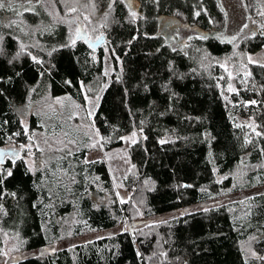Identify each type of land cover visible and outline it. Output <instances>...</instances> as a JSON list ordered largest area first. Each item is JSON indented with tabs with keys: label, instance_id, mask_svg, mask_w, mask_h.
<instances>
[{
	"label": "trees",
	"instance_id": "16d2710c",
	"mask_svg": "<svg viewBox=\"0 0 264 264\" xmlns=\"http://www.w3.org/2000/svg\"><path fill=\"white\" fill-rule=\"evenodd\" d=\"M244 1L255 34L236 44L194 39L188 52L163 43L158 16L220 30L226 17L217 0H138L135 17L124 0H46L50 24L60 27L48 39L60 40L62 20L75 16L106 43L94 50L81 39L42 47L11 34L0 39V258L9 243L12 255L37 249L6 264H264V191L43 250L264 185V65L250 62L232 78L224 67L264 47V0ZM100 92L93 116H84L87 99ZM64 98L76 102L74 115H66ZM46 105L48 115L40 110ZM237 114L252 117L255 128L236 124ZM43 130L64 141L38 144L32 154ZM130 133L122 181L130 195L121 202L106 160L87 161L86 153L116 147ZM11 149L19 152L11 157Z\"/></svg>",
	"mask_w": 264,
	"mask_h": 264
},
{
	"label": "rangeland",
	"instance_id": "374dc122",
	"mask_svg": "<svg viewBox=\"0 0 264 264\" xmlns=\"http://www.w3.org/2000/svg\"><path fill=\"white\" fill-rule=\"evenodd\" d=\"M128 5L129 9L136 13L140 12V3L138 0H124ZM200 1V0H199ZM219 7L223 11L226 21L225 25L220 30H207L198 25L184 24L174 17L159 15L158 16V30L157 35L162 38L163 43L179 49L183 52H188L190 48V41L194 39H206L209 37L216 38L223 42H229L232 44L238 43L242 37L253 35L258 31L255 23L247 8L244 0H217ZM0 3L4 7L0 8V39L6 35L11 34L16 39L24 44L36 45V46H46L50 43L54 44H64L70 41L76 40L78 35V29L81 27L84 29L91 38L95 39L98 36H93L86 28L82 25L83 20L79 17H72L67 23L66 19H63L62 24L67 25L61 28L60 35L61 39L54 41L53 39H48L49 34L52 32H57L60 27H54L51 23V18L48 16L47 10L49 3L46 4V0H0ZM202 5H204L202 3ZM48 6V7H47ZM59 32L56 33V35ZM82 40V39H81ZM258 63L264 65V47L248 55L246 61L230 62L225 60L224 67L226 68L229 78L234 77L239 72H246L249 67V63ZM107 73L110 74L111 62L107 60ZM98 93L95 96L87 99V103L84 108L83 115L92 117L99 103ZM41 101L39 102V104ZM61 104L63 105L66 115L71 116L76 112V102L74 100L64 98L61 99ZM33 104L29 101V104L23 108L22 115L25 124L28 125V118L32 112ZM39 109H36V112ZM43 114L48 115L52 108L50 106H43L40 108ZM236 124H248L255 128V121L252 117H246L242 114L235 115ZM45 124V123H44ZM35 142L29 146L30 152L35 153L38 148V144L41 146L57 145L64 141L63 134H48L44 130L41 131V136L35 133ZM135 139V134L130 133L123 137L122 144L112 147L109 149L99 148L91 149L86 153V160L92 161L96 159L106 160L113 179L116 183L118 196L121 202H125L129 199L130 192L122 187V181L125 178L131 166V157L129 153V148ZM19 152L17 149H11L10 156L14 157L15 152ZM32 165V163H30ZM264 191V185L250 188L241 192H232L224 195H219L214 199H209L206 201L199 202L197 204L191 205L189 207H180L171 210H165L157 212L150 216H142L134 221L127 222V224L119 225L116 227H111L107 229H102L99 231L92 232L80 238L70 239L66 241H61L53 246L46 247L43 250H55L63 247L71 246L76 243L88 241L98 237H103L105 235H111L120 231L128 230L135 231L138 228L147 226L149 224L168 220V219H178L184 217L188 214L201 211H209L212 209H218L225 206L226 203L233 202L236 200H241L247 198L256 193ZM12 243H9L5 255L0 258V264H6L21 257H26L37 251V249L20 253L19 255H12L10 248ZM42 250V249H41ZM41 250H39L41 252Z\"/></svg>",
	"mask_w": 264,
	"mask_h": 264
},
{
	"label": "water",
	"instance_id": "95a60500",
	"mask_svg": "<svg viewBox=\"0 0 264 264\" xmlns=\"http://www.w3.org/2000/svg\"><path fill=\"white\" fill-rule=\"evenodd\" d=\"M77 39H82L83 41L86 42V44L91 47L94 50H98L100 46L106 43L107 41V36L106 34H100L98 37L95 39L91 38L89 34L82 29L81 27L78 29V35Z\"/></svg>",
	"mask_w": 264,
	"mask_h": 264
},
{
	"label": "snow or ice",
	"instance_id": "6c2138e0",
	"mask_svg": "<svg viewBox=\"0 0 264 264\" xmlns=\"http://www.w3.org/2000/svg\"><path fill=\"white\" fill-rule=\"evenodd\" d=\"M4 7V5L2 3H0V8ZM133 17H135L136 13H132ZM74 43V42H73ZM254 103V102H253ZM8 175L10 176L11 175V172L9 171L8 172Z\"/></svg>",
	"mask_w": 264,
	"mask_h": 264
}]
</instances>
